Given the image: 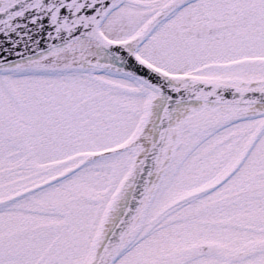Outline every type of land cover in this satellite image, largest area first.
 <instances>
[{
    "label": "snow or ice",
    "instance_id": "6c2138e0",
    "mask_svg": "<svg viewBox=\"0 0 264 264\" xmlns=\"http://www.w3.org/2000/svg\"><path fill=\"white\" fill-rule=\"evenodd\" d=\"M0 264H264V0H0Z\"/></svg>",
    "mask_w": 264,
    "mask_h": 264
}]
</instances>
